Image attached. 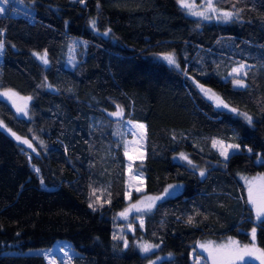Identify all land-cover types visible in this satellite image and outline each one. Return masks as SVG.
Returning a JSON list of instances; mask_svg holds the SVG:
<instances>
[{
  "label": "trees",
  "instance_id": "1",
  "mask_svg": "<svg viewBox=\"0 0 264 264\" xmlns=\"http://www.w3.org/2000/svg\"><path fill=\"white\" fill-rule=\"evenodd\" d=\"M0 7V90L31 97V120L0 99V264H47L32 252L58 240L79 253L73 264H193L199 241L249 244L254 226L264 249V224L257 226L240 180L264 176V0H218L239 13L227 23L190 17L177 0ZM45 52L46 65L33 55ZM170 53L178 68L162 60ZM241 64L249 66L246 87L234 88L226 78ZM197 85L236 113L216 108ZM118 109L122 118H111ZM124 121L145 124L137 165L144 195L162 197L133 235L118 219L128 207ZM12 133L31 140L37 155ZM213 140L240 150L225 160ZM169 185L181 189L163 196ZM138 239L156 250L143 254Z\"/></svg>",
  "mask_w": 264,
  "mask_h": 264
},
{
  "label": "rangeland",
  "instance_id": "2",
  "mask_svg": "<svg viewBox=\"0 0 264 264\" xmlns=\"http://www.w3.org/2000/svg\"><path fill=\"white\" fill-rule=\"evenodd\" d=\"M187 2L192 5L191 11H196V12H204V11H206L207 0H187ZM212 2H213L215 7H217L220 11H223V10H221L218 7V0H212ZM183 9L190 17L202 19L200 16L189 14L190 10L188 8H183ZM207 14L210 15L211 18L208 19V20H205V21H210V22L213 21V22L227 23V22L231 21L235 17L234 16L231 20L225 22L223 20V18L220 17L218 14H213L210 11H207ZM202 20H204V19H202ZM36 57H37V59L40 62H42L38 58V56H36ZM162 60H164V59L162 58ZM165 62H167V61H165ZM243 65H245V68L243 69V71H242L240 76H235V74L230 75V73H232V71H231L229 73L228 77L226 78V80L230 79V81H231V83H232L234 88H244V87L235 86L234 83H233L234 79H242L244 84L246 85V83L244 81V78H245L244 73H246V71L249 68V66L246 65V64H243ZM239 66H236L235 68H238ZM206 89H208V88H206ZM8 90H11V89L0 90V93L6 92ZM12 91L17 93V97H22L24 99H19L17 97H13V98L9 99L8 97H4V96H0V99L5 101L6 103H8L10 105V107L12 108V110L14 111V113L16 114L17 117H20V118H23V119H26V120H31V107H30L31 99H27L28 97L23 96V95L19 94L18 92L14 91V90H12ZM202 94L207 100L212 102L215 105L216 108H218L216 106L217 102L214 99H209L203 92H202ZM14 103H15L16 106L24 107V110L27 112V115H24L23 112H17L16 106H14ZM25 105H26V107H25ZM218 109H225V108L220 107ZM229 109H231V108L228 107L227 110H229ZM118 110H120V109H118ZM234 113H236V112H234ZM110 117L114 118V119L115 118L116 119H121L122 118V116L118 117V116H115V115H110ZM138 124H144V123L124 121L123 124H122V130H121V133H122V135L124 137V146H125V149L127 151V155H126V159H127V162H126V174H127L126 185H127L128 207L126 209H130V210L127 213V218H124L120 214H118V219L123 224V225L121 224L122 226H120L121 231H123L126 234H131V235H133L135 233L134 232L135 231V227H136L135 224H137L140 228H143V227L140 226L141 225V219L143 220V225H144V215L146 213H148L153 208L152 207L150 210H148L147 208H145L144 205H140V207L143 210L140 211V212H137L134 208L131 207L133 204H137L138 201L144 200L145 197L149 196V195H144V193H145L144 174L140 171V169L138 168V165H137L138 162L143 161L144 157H145L146 128L140 129V128L136 127V125H138ZM0 128H3V126L0 127ZM6 131L9 132L8 130H6ZM12 136L23 147V149L26 151V153L29 155V157H31L32 155H37V151H36V149H35V147H34V145H33L31 140L24 139V138H21V137H20L21 138L20 140H17L16 137H19V136H16V135H12ZM23 140H27L31 144V147H29L28 144L23 143L22 142ZM126 146H127V148H126ZM216 148L220 151L219 146H217ZM233 152H235V151L231 150V149L229 150L230 154L233 153ZM129 165H131V169H129V167H128ZM32 169L34 171L38 172L37 168L34 167L33 165H32ZM137 172L142 173L143 174L142 177L137 179V180H132L131 177L136 175ZM259 176H263V175L262 174H255V175L241 174L240 180L246 186L247 195H248V187H247V184H246V180L244 178H247L248 181H251V180H253V178H256V177H259ZM141 180H142V183H141ZM261 183H264V182H261L259 180L256 181V186H254V196L258 195V192L255 191V188L258 187ZM178 186L179 187H177L175 189H169V192H172L173 194L178 193L179 190L181 189V185H178ZM137 187H141L142 191L137 192L136 191ZM163 196L168 197L169 195H165V192H164ZM152 197H155V196H152ZM248 199H249V197H248ZM156 202H158V200L155 201V204H156ZM249 204H250V206L253 209V213H254V217H255V211H254L253 205L251 203H249ZM255 222H256V224L258 223L256 221V218H255ZM116 236L119 237V233H116ZM229 239L235 240L234 238H224V239H220V240L206 239V240L199 241L198 244H197V248H196V250L194 251V254H193V256H194L193 264H212V261L210 259H208V253L206 251H204L201 247H199L200 244L211 242L214 246L222 245V244H227ZM235 241H237V240H235ZM135 242H136V246L139 248V251L142 252L145 255L151 254L157 248V246L149 244V243H147L145 241H142L140 239L136 240ZM145 244L152 245L154 247L148 253H144L141 250V246L145 245ZM255 244L258 246L257 238L255 240ZM65 252L68 253L67 256L65 255ZM197 253H199L201 256H198ZM32 254H38V255L44 256V258L46 259L47 264H73V259L75 258V256L79 255L77 250L74 249L69 242L63 241V240L56 241L55 244L49 249H39L37 251L32 252ZM160 260H162V259H157L156 261L151 262V264H156ZM245 260L246 261H250L251 264H259V260L256 259L255 256H253V257H245ZM237 264H244V262L243 261H238Z\"/></svg>",
  "mask_w": 264,
  "mask_h": 264
},
{
  "label": "snow or ice",
  "instance_id": "3",
  "mask_svg": "<svg viewBox=\"0 0 264 264\" xmlns=\"http://www.w3.org/2000/svg\"><path fill=\"white\" fill-rule=\"evenodd\" d=\"M9 0H4V3H8ZM80 2H83V0H80ZM177 3L180 4L182 8H188L190 10L191 15H197L200 16L204 20H208L211 18L210 15L207 14V11H210L213 14H218L220 17L223 18L225 22L231 20L234 16H239V13H233L230 11H220L217 7L214 6L212 0H207L206 4V11L204 12H196V11H191L192 5L187 2V0H177ZM5 8L0 7V13H4ZM93 25H95V21L92 22ZM107 35V33H104ZM3 43L0 42V52L3 51ZM33 55H37L38 58L44 63L45 65L48 64L47 60V53L45 52L43 55L33 53ZM163 59L167 61L169 65H173L175 67H179V65L176 62L174 54H167L163 56ZM245 68V65L241 64L238 68H233L232 73L230 75L235 74V76H240L243 69ZM246 75V73H244ZM233 83L235 86L238 87H246L242 79H234ZM200 87L201 91L209 98V99H214L217 103L216 106L218 108L223 107L225 109L228 108V105L224 103V101L216 95V93L212 92L211 89H206L202 85H197ZM0 96L8 97L9 99L13 97H17V93L13 92L12 90H8L6 92L0 93ZM19 99H24L22 97H17ZM27 99H31V97H28ZM14 106L15 103H14ZM26 107V105H25ZM17 112H23L24 115H27V112L24 110V107L16 106ZM232 112H236L235 108L229 109ZM123 110L120 109L115 113H109V115H115V116H122ZM241 115H244L246 121L248 124H252V117L248 116L246 113H242ZM3 124L0 123V127H2ZM136 127L140 129H144L145 125L144 124H138ZM12 135H15V133H12ZM17 140H20V137H16ZM25 144H28L29 147H31V144L27 140L22 141ZM213 147L219 146L220 149V155L225 159L228 160L230 153L229 150H234V151H239L240 150V145L239 144H225L223 141L219 140H213L212 141ZM127 148V146H126ZM247 151L251 152V148H248ZM127 155V151L125 152ZM179 159L187 161L188 164H192V161L184 154L180 153ZM258 163H264V157H258L257 160ZM129 169H131V165L128 166ZM143 167V165H141ZM39 171V170H37ZM142 173L137 172L136 175L132 176V180H137L142 177ZM205 175L204 170H200V176L203 177ZM246 180V184L248 187V202L253 205L254 211H255V218L256 221L258 222L259 226L260 224H264V183H261L258 187L255 188V191L258 192V195L254 196V186H256V181L259 180L261 182H264V176H259L256 178H253V180L248 181L247 178H244ZM142 183V180H141ZM179 186L177 185H169L168 188L165 189V195H172V192H169V189H175ZM136 191H142L141 187H137ZM95 192V190H94ZM162 197L156 196H148L145 197L144 200L138 201L137 204H133L131 207L134 208L137 212L142 211L143 209L140 207V205H144L145 208L150 210L152 207L155 205L156 200H160ZM147 202V203H146ZM90 208H93L95 211L96 209L93 207V203L89 204ZM130 209H126L124 212H121L120 215L124 218H127V213ZM188 222H192V218L189 217ZM141 227H143V220L141 219ZM256 234H257V227L254 226L251 230V243L249 244H244L241 245L238 241L229 239L227 244H222V245H216L214 246L211 242H207L204 244H200L199 247H201L204 251L208 253V259L212 261V264H237L238 261H243L244 264H250V261H246L245 257H253L255 256L256 259L260 261V264H264V249L259 248L255 244L256 240ZM114 240H123L124 241V247H128V241L124 239L122 236L117 237L116 235H113ZM154 246L152 245H142L141 250L144 253H148L153 249ZM65 255L67 256L68 253L65 252Z\"/></svg>",
  "mask_w": 264,
  "mask_h": 264
},
{
  "label": "water",
  "instance_id": "4",
  "mask_svg": "<svg viewBox=\"0 0 264 264\" xmlns=\"http://www.w3.org/2000/svg\"><path fill=\"white\" fill-rule=\"evenodd\" d=\"M259 264H260V261H259Z\"/></svg>",
  "mask_w": 264,
  "mask_h": 264
}]
</instances>
